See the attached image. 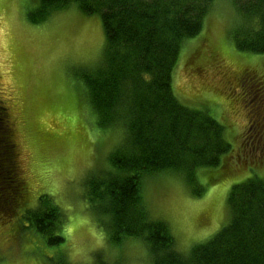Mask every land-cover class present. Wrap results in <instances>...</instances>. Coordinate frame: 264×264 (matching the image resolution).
<instances>
[{"label":"rangeland","instance_id":"374dc122","mask_svg":"<svg viewBox=\"0 0 264 264\" xmlns=\"http://www.w3.org/2000/svg\"><path fill=\"white\" fill-rule=\"evenodd\" d=\"M39 7V0H0V102L12 122L23 190L16 214L0 217V264H154L143 239L117 240L111 218L86 200V179L108 174L111 155L128 150V125L97 124L85 94L84 70L106 62L101 17L74 4L35 21ZM250 27L260 26L233 0H213L201 32L181 46L172 92L180 108L212 123L180 143L189 150L183 166L141 181L147 217L165 223L177 254L189 255L230 222L233 186L264 180V53L241 50L234 39L235 30ZM207 147L216 165L192 167L193 155ZM41 196L60 211L59 245L48 244L23 214Z\"/></svg>","mask_w":264,"mask_h":264},{"label":"trees","instance_id":"16d2710c","mask_svg":"<svg viewBox=\"0 0 264 264\" xmlns=\"http://www.w3.org/2000/svg\"><path fill=\"white\" fill-rule=\"evenodd\" d=\"M212 1L39 0L35 17L37 21L41 15L74 4L85 14L101 17L106 62L96 71L84 70L81 78L99 120L97 124L114 119L128 125L129 134L123 142L128 150L122 154L121 149L122 152L118 150L111 155L113 170L108 174L86 179V200L94 210V201H97L102 214L96 213L111 218L117 240L143 239L154 264H264L263 179L253 178L233 186L228 197L233 210L230 222L209 240L195 246L189 255L177 254L165 223L147 217L141 193L143 176L183 166L186 159L189 161L185 143L194 132L197 136L204 135L210 129L212 120L204 114L180 108L171 81L183 42L201 32ZM233 1L242 14L257 20L260 26L257 30L253 27L235 30L237 46L248 52L264 53V0ZM206 119L207 126L195 127L192 123L202 120L205 124ZM13 135L8 109L0 102V217L3 221L16 214L23 194ZM152 136L162 139L158 143ZM197 152L192 157V167L216 165L211 148ZM40 201L36 208L24 211L25 219L48 244L59 245L64 242L59 234L60 211L46 196H41Z\"/></svg>","mask_w":264,"mask_h":264}]
</instances>
